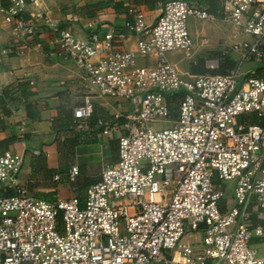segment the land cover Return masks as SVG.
Returning a JSON list of instances; mask_svg holds the SVG:
<instances>
[{
    "label": "built area",
    "instance_id": "1",
    "mask_svg": "<svg viewBox=\"0 0 264 264\" xmlns=\"http://www.w3.org/2000/svg\"><path fill=\"white\" fill-rule=\"evenodd\" d=\"M123 1L130 20L118 38L133 35L135 51L113 50V34L88 38L30 13L36 0H9L3 10L6 49L24 54L48 35L98 96L127 101L132 110L123 116L117 163L83 201L27 195L18 180L23 156L0 152V185L14 191L0 196V264H264L251 245L264 239V127L239 120L264 116V78L240 79L242 64L264 61V0H220L222 21L250 39L221 49L239 58L233 72L202 75L183 73L169 54L190 57L197 47L190 20L213 22L215 13L200 0H169L149 25L136 0ZM91 111L88 96L73 109L75 122ZM100 125L108 135L116 124ZM77 174L73 168L71 177ZM252 214L263 224L251 227ZM198 232L200 243L186 239Z\"/></svg>",
    "mask_w": 264,
    "mask_h": 264
},
{
    "label": "crops",
    "instance_id": "2",
    "mask_svg": "<svg viewBox=\"0 0 264 264\" xmlns=\"http://www.w3.org/2000/svg\"><path fill=\"white\" fill-rule=\"evenodd\" d=\"M159 3L136 0L137 9L145 14L149 25H153L160 14ZM217 3L216 21H222L220 0ZM9 5V0H0V152L11 149L23 156L18 180L20 189L27 195L48 202L70 198L83 201L88 187L98 182L101 172L117 163L118 140L126 134L123 116L132 110V105L124 100L98 96L96 90L89 87L84 72L64 57L62 49L52 44L48 35H41L40 46L24 54L16 55L6 49L10 35L3 26L2 15ZM29 12L55 18L63 27L88 38L96 34L103 40L107 34H113L115 51L136 50L133 35H127L124 40L118 38L130 20L123 0H36L29 6ZM22 17L27 19L29 14L24 13ZM196 26V20L191 19L192 36ZM238 33L242 32L235 29L230 36H224L235 40L223 46L238 42ZM182 55L171 53L169 59L183 73L196 75L187 68L189 63H184L190 57ZM138 63L153 62L140 59ZM240 76L241 80L264 78V61L245 62L240 66ZM88 96L92 102L91 115L77 123L73 109L82 106ZM239 120L243 124H264V116L255 113L243 115ZM100 122L116 125L110 134L104 135ZM73 168L78 169L74 178L71 177ZM13 194L12 189L0 185V196ZM228 199L231 200V196ZM257 224L263 221L252 214L249 225ZM186 239L200 243L202 234L188 235ZM251 245L264 260V239L252 238Z\"/></svg>",
    "mask_w": 264,
    "mask_h": 264
},
{
    "label": "rangeland",
    "instance_id": "3",
    "mask_svg": "<svg viewBox=\"0 0 264 264\" xmlns=\"http://www.w3.org/2000/svg\"><path fill=\"white\" fill-rule=\"evenodd\" d=\"M196 23L197 26L193 30L194 40L196 43H199L203 39L202 37L206 36L208 38L209 45L205 47L197 46L192 52L190 58H186L184 60V63H189V66H187L189 71L196 75H202L206 73L226 74L232 71L238 65L239 58L235 54L230 57L229 55L222 56L220 54V50L225 42H228L229 40H235V38L229 40L226 38L230 36L235 29L220 20H215L213 22H199L196 20ZM237 35H239L236 39L238 42L249 39L242 33H238ZM182 56L185 58L184 55ZM207 60L219 65L217 71L209 72L207 70L205 65ZM232 186V183H230L229 187L232 188ZM230 196L231 195H226V199L230 198Z\"/></svg>",
    "mask_w": 264,
    "mask_h": 264
},
{
    "label": "trees",
    "instance_id": "4",
    "mask_svg": "<svg viewBox=\"0 0 264 264\" xmlns=\"http://www.w3.org/2000/svg\"><path fill=\"white\" fill-rule=\"evenodd\" d=\"M144 3H151V4H156L158 2H165L168 0H142ZM202 2V4L206 5L211 12L216 13L217 9H218V3L217 0H200ZM174 101H177V99H175ZM262 126H264V124H260Z\"/></svg>",
    "mask_w": 264,
    "mask_h": 264
}]
</instances>
